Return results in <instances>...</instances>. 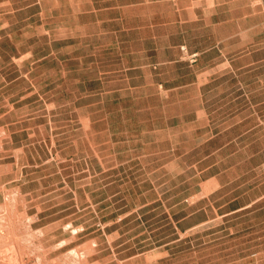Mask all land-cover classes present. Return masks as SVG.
<instances>
[{
	"label": "rangeland",
	"instance_id": "374dc122",
	"mask_svg": "<svg viewBox=\"0 0 264 264\" xmlns=\"http://www.w3.org/2000/svg\"><path fill=\"white\" fill-rule=\"evenodd\" d=\"M248 1L0 0V264H264Z\"/></svg>",
	"mask_w": 264,
	"mask_h": 264
},
{
	"label": "crops",
	"instance_id": "0c3cea01",
	"mask_svg": "<svg viewBox=\"0 0 264 264\" xmlns=\"http://www.w3.org/2000/svg\"><path fill=\"white\" fill-rule=\"evenodd\" d=\"M248 6V7H246ZM245 7V9H244ZM244 7H240V11H246L245 18H258V23L254 26L259 27L261 32L264 31V0H249L244 4Z\"/></svg>",
	"mask_w": 264,
	"mask_h": 264
},
{
	"label": "built area",
	"instance_id": "2783aa9c",
	"mask_svg": "<svg viewBox=\"0 0 264 264\" xmlns=\"http://www.w3.org/2000/svg\"><path fill=\"white\" fill-rule=\"evenodd\" d=\"M182 49L187 52V47L186 46H183ZM189 58L191 60H195V57L197 56L196 54H188Z\"/></svg>",
	"mask_w": 264,
	"mask_h": 264
}]
</instances>
